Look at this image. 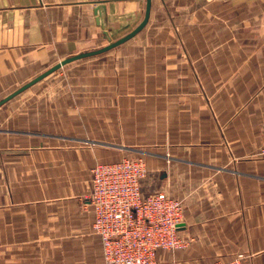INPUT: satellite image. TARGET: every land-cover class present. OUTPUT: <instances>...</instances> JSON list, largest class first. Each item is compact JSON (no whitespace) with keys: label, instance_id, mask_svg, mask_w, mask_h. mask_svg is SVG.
I'll return each mask as SVG.
<instances>
[{"label":"crops","instance_id":"crops-1","mask_svg":"<svg viewBox=\"0 0 264 264\" xmlns=\"http://www.w3.org/2000/svg\"><path fill=\"white\" fill-rule=\"evenodd\" d=\"M178 1L151 0L142 29L165 20L172 28L166 38L176 39L157 38L143 49L145 79L159 71L144 103L188 108L185 118L176 115L179 128L160 131L165 137L155 152L121 143L134 127H121L119 108L105 115V103L91 117L103 125L95 133L87 117L65 118L59 130L46 120L0 124V264H104L87 201L90 171L128 151L145 153L144 193L164 191L183 201L178 235L186 244L159 249L157 264H204L239 254L241 264H264V156L258 154L264 143V0H240L246 13L237 22L233 0ZM100 3L115 40L139 22L145 0H0V97L61 59L107 43L94 12ZM184 3L196 5L190 24L206 28L189 35L192 44L175 26L173 9ZM253 6L257 10L248 12ZM235 22L243 29L238 66L226 47L236 40ZM216 97L224 98L222 110L214 106Z\"/></svg>","mask_w":264,"mask_h":264},{"label":"rangeland","instance_id":"rangeland-1","mask_svg":"<svg viewBox=\"0 0 264 264\" xmlns=\"http://www.w3.org/2000/svg\"><path fill=\"white\" fill-rule=\"evenodd\" d=\"M185 1L179 0L178 2L182 4ZM239 1L233 0L231 9L232 17L236 18V22L239 21V17L246 13ZM187 5L190 3H184L183 6ZM191 5L193 6H190L191 8L187 6L173 9L175 26L179 28L180 32L188 35L187 41L190 44L193 42L189 37L192 32L198 33L201 30L203 34L206 33V28L190 24V16L192 15L190 12H194L196 8L195 4L191 3ZM143 10L140 19L143 16ZM256 10L255 6L247 9L248 12ZM236 22L231 25L232 32L237 34L236 40L228 41L226 45L227 49L232 51V55L228 59L233 66H238L240 63L239 44L240 34L243 33L241 25ZM166 32H172V28L164 20L142 30L127 43L103 54L75 60L62 66L2 105L0 107V124H4L6 119L13 124L19 123L22 119L24 121L30 119L31 122L32 120H39L41 124L46 120L51 125L55 123V129L59 130L65 118H67V122L69 121L68 118H71L70 121L77 122L73 120L74 117H87L89 130L95 133L103 125L91 120V117L101 112L102 104L105 103V115L111 116L113 114L115 116L117 114L115 108H119L118 121H120L121 127L124 128L127 124L134 127L132 134L119 137L121 143L133 145L135 149L141 147L147 151L155 152L165 137L160 134V131L179 128L182 121H178L176 115L185 118L182 115V109H188L185 107L187 104L162 105L158 103V100L146 104L143 100L145 92L155 91L154 87H150V85L157 84L159 80L157 78L159 71H157L158 75L153 73L156 79H145L149 73L144 64L148 55L143 49L151 46L157 38H162L161 40L166 43L174 42L176 39L172 40L171 35H168L170 39L166 38ZM154 33L160 34L152 40ZM254 38L255 36L252 37L253 40ZM195 40L199 42L198 39ZM200 46H204L203 43ZM216 46L225 47L223 41L218 40ZM250 46H255V40L251 41ZM154 52L159 55L158 50ZM16 88L8 89L7 92L10 93ZM217 90L218 92L224 90L230 92L231 89L217 88ZM122 97H128L130 100H123ZM223 100V97L221 99L216 97L214 106L217 107V110H222L225 106ZM112 101L113 105L110 106ZM168 106L172 108L167 109ZM122 128L121 131L123 132ZM89 138L98 139L102 137L93 136ZM170 138L173 139V137ZM126 154H128L126 156L146 158L143 152L128 151ZM239 261L241 264V259Z\"/></svg>","mask_w":264,"mask_h":264},{"label":"built area","instance_id":"built-area-1","mask_svg":"<svg viewBox=\"0 0 264 264\" xmlns=\"http://www.w3.org/2000/svg\"><path fill=\"white\" fill-rule=\"evenodd\" d=\"M258 154L264 156V143ZM92 227L102 245L104 264H157L159 249L182 248L178 235L184 205L164 191L144 193L141 179L146 174L142 157H123L97 162L90 171ZM241 255L228 261L205 264H240Z\"/></svg>","mask_w":264,"mask_h":264},{"label":"water","instance_id":"water-1","mask_svg":"<svg viewBox=\"0 0 264 264\" xmlns=\"http://www.w3.org/2000/svg\"><path fill=\"white\" fill-rule=\"evenodd\" d=\"M150 9H151V0H145L143 16L140 19V21L129 32H127L126 34L122 35L121 37H119V38H117L115 40H112L107 35V32H106L103 5L101 3L98 4L94 8V12H95V15H96V22L102 28L103 33L106 36L107 43L105 45L99 47V48L82 51V52H79V53H76L74 55H70V56H67V57L61 59L60 61H58L57 63H55L54 65H52L48 69H46L45 71L39 73L38 75H36L32 79H30L29 81L24 83L23 85H21L20 87L16 88L12 92H10L9 94H7L3 98H1L0 99V106L2 104H4L6 101H8L11 98H13L14 96H16L17 94H19L22 91L26 90L28 87H30L34 83L40 81L41 79H43L47 75H49L52 72L56 71L57 69L61 68L62 66L66 65V64H68L70 62H73L75 60H79V59H83V58L96 56V55L105 53L108 50L113 49V48L119 46L120 44L124 43L125 41L131 39L132 37H134L136 34H138L146 26V24H147V22L149 20V16H150Z\"/></svg>","mask_w":264,"mask_h":264}]
</instances>
